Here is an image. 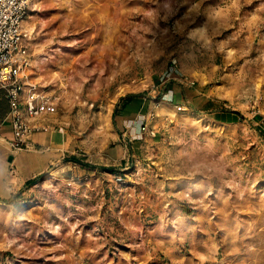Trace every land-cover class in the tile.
Listing matches in <instances>:
<instances>
[{
    "label": "rangeland",
    "instance_id": "obj_1",
    "mask_svg": "<svg viewBox=\"0 0 264 264\" xmlns=\"http://www.w3.org/2000/svg\"><path fill=\"white\" fill-rule=\"evenodd\" d=\"M24 19L63 155L0 206V264H264V0Z\"/></svg>",
    "mask_w": 264,
    "mask_h": 264
},
{
    "label": "built area",
    "instance_id": "obj_2",
    "mask_svg": "<svg viewBox=\"0 0 264 264\" xmlns=\"http://www.w3.org/2000/svg\"><path fill=\"white\" fill-rule=\"evenodd\" d=\"M32 1L0 0V87L9 101L12 137L8 144L15 151L28 149L31 132L49 130L46 116L55 111L29 71L31 56L22 22Z\"/></svg>",
    "mask_w": 264,
    "mask_h": 264
},
{
    "label": "crops",
    "instance_id": "obj_3",
    "mask_svg": "<svg viewBox=\"0 0 264 264\" xmlns=\"http://www.w3.org/2000/svg\"><path fill=\"white\" fill-rule=\"evenodd\" d=\"M9 101L0 87V206H10L25 193L31 181H36L53 162L63 155V135L57 128L33 131L28 135V149L9 147L12 122Z\"/></svg>",
    "mask_w": 264,
    "mask_h": 264
},
{
    "label": "trees",
    "instance_id": "obj_4",
    "mask_svg": "<svg viewBox=\"0 0 264 264\" xmlns=\"http://www.w3.org/2000/svg\"><path fill=\"white\" fill-rule=\"evenodd\" d=\"M70 161H74V162H79L78 159H76L75 157H72L69 159ZM34 183L33 181H31L29 184Z\"/></svg>",
    "mask_w": 264,
    "mask_h": 264
},
{
    "label": "bare ground",
    "instance_id": "obj_5",
    "mask_svg": "<svg viewBox=\"0 0 264 264\" xmlns=\"http://www.w3.org/2000/svg\"><path fill=\"white\" fill-rule=\"evenodd\" d=\"M25 23H26V20H25V19H23L22 25H24Z\"/></svg>",
    "mask_w": 264,
    "mask_h": 264
}]
</instances>
